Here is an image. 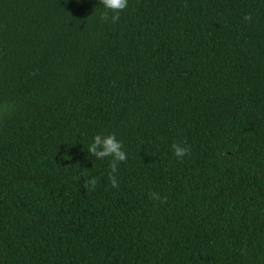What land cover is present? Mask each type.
<instances>
[{"label":"trees","instance_id":"1","mask_svg":"<svg viewBox=\"0 0 264 264\" xmlns=\"http://www.w3.org/2000/svg\"><path fill=\"white\" fill-rule=\"evenodd\" d=\"M104 11L0 0V264H264V0Z\"/></svg>","mask_w":264,"mask_h":264},{"label":"clouds","instance_id":"2","mask_svg":"<svg viewBox=\"0 0 264 264\" xmlns=\"http://www.w3.org/2000/svg\"><path fill=\"white\" fill-rule=\"evenodd\" d=\"M129 0H100V4L103 5L105 11L101 13L99 19L102 22L111 21V23H118L120 20V14L128 8ZM244 20L247 22L252 21V15L249 13L245 15ZM172 150L175 157L183 160L186 155L191 154L190 147L181 144L173 143ZM88 152L95 156L97 159H104L111 157L109 179L113 187H118V181L115 173L120 162L127 161V153L123 150V141L117 140L116 134L112 133L107 136L97 134L94 137L93 143H91ZM83 174V173H82ZM98 180L93 177L85 181L84 187L89 191L95 190ZM150 198L160 203H166L167 197H161L158 193H150Z\"/></svg>","mask_w":264,"mask_h":264}]
</instances>
